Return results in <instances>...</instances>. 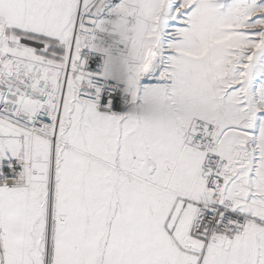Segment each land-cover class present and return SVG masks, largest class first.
Segmentation results:
<instances>
[{"label": "snow or ice", "instance_id": "snow-or-ice-1", "mask_svg": "<svg viewBox=\"0 0 264 264\" xmlns=\"http://www.w3.org/2000/svg\"><path fill=\"white\" fill-rule=\"evenodd\" d=\"M0 264H264V0H0Z\"/></svg>", "mask_w": 264, "mask_h": 264}]
</instances>
